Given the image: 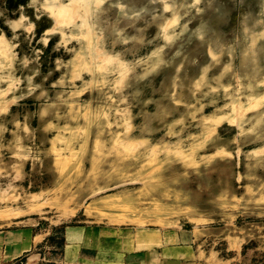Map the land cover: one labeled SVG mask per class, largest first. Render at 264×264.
I'll use <instances>...</instances> for the list:
<instances>
[{
    "label": "rangeland",
    "instance_id": "obj_1",
    "mask_svg": "<svg viewBox=\"0 0 264 264\" xmlns=\"http://www.w3.org/2000/svg\"><path fill=\"white\" fill-rule=\"evenodd\" d=\"M21 218L264 264V0H0V232Z\"/></svg>",
    "mask_w": 264,
    "mask_h": 264
},
{
    "label": "crops",
    "instance_id": "obj_2",
    "mask_svg": "<svg viewBox=\"0 0 264 264\" xmlns=\"http://www.w3.org/2000/svg\"><path fill=\"white\" fill-rule=\"evenodd\" d=\"M110 233L101 236L79 226L63 236H39L29 228V218H21L11 230L0 232V264H227L193 232Z\"/></svg>",
    "mask_w": 264,
    "mask_h": 264
}]
</instances>
